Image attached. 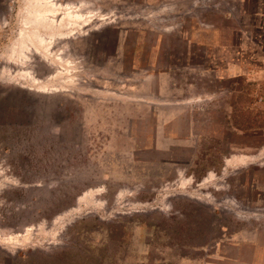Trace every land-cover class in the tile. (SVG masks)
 <instances>
[{"label": "rangeland", "instance_id": "374dc122", "mask_svg": "<svg viewBox=\"0 0 264 264\" xmlns=\"http://www.w3.org/2000/svg\"><path fill=\"white\" fill-rule=\"evenodd\" d=\"M25 1L0 0V264H264V0H90L46 58Z\"/></svg>", "mask_w": 264, "mask_h": 264}, {"label": "bare ground", "instance_id": "6f19581e", "mask_svg": "<svg viewBox=\"0 0 264 264\" xmlns=\"http://www.w3.org/2000/svg\"><path fill=\"white\" fill-rule=\"evenodd\" d=\"M88 1L90 0H83L81 2L78 1V3H73V4L66 3L65 5L61 4L62 0H27V2L25 1L27 3L26 5L28 8L26 9V12H25V16L28 15L24 18V19L27 18L25 22H27L26 24L32 25V27L36 26V28L38 29L36 32L34 33L32 32L34 38L33 40H30L31 45H33L37 53H40L42 57L44 58L48 57L44 55V53L48 55L47 53L49 49L47 50L46 48L45 50V48L43 47L45 44H44V40L42 39V36H43L42 31H45V32L48 31V36H51L52 38H55L57 40H61V38L65 40L72 39L73 31H70L72 28L71 22L75 23L74 25L78 27L77 29L82 28L81 27V24H82L81 22L83 20L82 13H90ZM32 13L33 15L30 16V14ZM27 44L28 43H25L24 38L22 39V41H17L15 43V47H13L4 57V63L5 64L10 63L12 66H14L15 64L23 66L24 61H28L27 59L28 57L23 56L24 53L26 54L27 49L30 50ZM21 57H24L25 60ZM2 70L6 73L9 72L7 66H6V69H2ZM41 83L42 82L38 80L36 81V84L38 85ZM39 90L41 92H47V91H44L45 89L44 90L39 89ZM247 161L248 160L247 159L244 160V158H234V160L230 161L229 163L231 162L232 163H246ZM88 195L89 194L85 196H88ZM84 198L85 197L80 198V201H83Z\"/></svg>", "mask_w": 264, "mask_h": 264}]
</instances>
